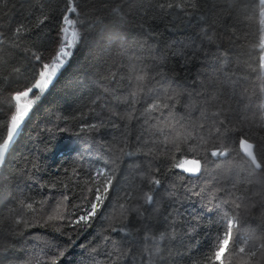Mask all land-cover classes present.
<instances>
[{
    "label": "snow or ice",
    "instance_id": "snow-or-ice-1",
    "mask_svg": "<svg viewBox=\"0 0 264 264\" xmlns=\"http://www.w3.org/2000/svg\"><path fill=\"white\" fill-rule=\"evenodd\" d=\"M45 2L39 0L34 5L31 15L39 12L40 16L35 17L31 27L20 23L14 30L8 29L11 35L0 31V48L7 46L17 50L27 60V64L11 67L9 75L23 76L26 73L30 77L23 82L15 81L19 86L13 89L8 76H0V84L7 83L8 90L12 92L7 107L0 105V209L7 208V215L0 211V216L15 225L31 227V223L24 218L25 213L41 218L46 215L44 225L53 227L60 235H67L71 244L74 242L73 233L81 235L104 217L105 211L112 206L110 194L128 171L127 168H120V164L126 157L139 158L138 154H142L149 163L146 167L133 166L136 173L134 179L140 180L147 191L133 181L123 180L128 187L120 197L123 203L117 205L119 215L111 218L109 235L102 238L106 244L113 246L112 250L104 252V264H166L160 245L167 242L171 224L169 217H165L157 207L162 185L159 168L152 167V162L161 158L176 161V154L180 153L184 158L173 163L172 167L191 176H200L207 172L209 158L219 163L222 159L228 160L235 151L250 187L261 189L260 193L253 195L259 196V202L264 206V136L252 134L249 130L252 118L247 116L246 111H251L250 107L241 111L233 108L227 99H221L225 96L235 99V89L240 87L241 80H245L237 76L228 64L222 63L231 59L221 51L224 39L236 37L235 27L250 10L254 11V6L259 8V16L264 23V0H258V5L256 0H211L213 7L206 13L207 19L205 15L198 14L209 0H147L146 10L137 6L143 5L144 0H60L62 7L51 15L45 11ZM9 3L10 0H0V11ZM97 3L100 7H93ZM89 8L91 12L86 11ZM217 9L221 12L216 17L212 16L211 13H216ZM150 11H155L159 19L173 15L197 18L207 27L197 37L199 43L192 41L174 46L175 50L169 49L166 55L162 53L159 57L130 55L117 72L109 70L104 77L109 87L103 88L101 94L91 101L90 112L95 114L93 122L80 124V133L93 137L91 143L86 141L87 151L92 155L96 149L94 163L99 166L90 168L85 178L80 164L84 157L78 158L71 169V178L78 182V193L69 184H62L60 187L63 190L57 196L52 191L57 189V183H50L40 185L50 191L39 201L26 197L17 202L15 192L6 195V186L19 175L10 165L23 128L63 75L74 51L90 36L98 37L108 48L118 47L125 55L137 50L145 51L129 37L146 34L157 38L160 35L147 23V12ZM224 15L226 20L219 19ZM84 17L90 18L86 20ZM228 21L234 26L231 32L227 28ZM46 22L50 25L49 32L54 33L51 50L46 48L41 52L26 47L25 41L30 39V34ZM258 47L264 53V36H261ZM147 50L151 51V48ZM170 59L175 60L186 74L193 63L203 66L189 85L197 90L188 92L178 82V74L169 76L158 70ZM3 63L0 60V64ZM207 68L213 71L209 73ZM251 71L260 81L259 89L253 91V96L259 101L256 108L259 113L258 127L264 130V54L259 55L257 68ZM121 72L124 75H120ZM228 86L233 89L231 93L227 92ZM182 95L195 96L199 101L191 105L193 111L199 112V122H184L174 116V109ZM133 122L140 125L139 133L133 134L134 142L126 131ZM95 137L101 139L97 141ZM225 139L232 145H238V150L225 144ZM190 142L196 146H190ZM213 179L215 185L211 188V196L218 201L214 207H228V211L223 212L216 234L210 236L208 253L194 264H226V254L231 264H261L264 260V238H257L254 234L244 235L238 226L242 219L240 210L247 212L256 205L248 203L246 195H237L239 189L235 183L230 188L216 186L220 181L215 177ZM9 204L16 206L8 207ZM129 214H132L131 218ZM14 234L22 235L19 232ZM92 251L97 250L93 248ZM21 254L13 245L0 243V264H16ZM64 256L65 249L54 245L44 251L42 257H29L27 264H60Z\"/></svg>",
    "mask_w": 264,
    "mask_h": 264
},
{
    "label": "trees",
    "instance_id": "trees-1",
    "mask_svg": "<svg viewBox=\"0 0 264 264\" xmlns=\"http://www.w3.org/2000/svg\"><path fill=\"white\" fill-rule=\"evenodd\" d=\"M38 2L39 0H10L8 7L0 11V31L11 35L8 29L14 30L20 23L29 24L31 27L35 22V17L40 16L39 12H36L35 16L31 15L35 10L34 5ZM256 3L258 5V0ZM137 6L146 10L147 0H144L143 5ZM60 7H62L60 0H46L45 2V11L49 15L58 11ZM93 7L99 8L100 5L97 3ZM212 7L213 4L209 0L203 4L198 15H205L207 19L206 13ZM91 10V8L86 9L88 12ZM220 12L221 10L217 9L216 13H211V15L216 17ZM156 16L155 11L147 12V23L160 34L157 38H150L146 34H134L129 37L131 41L146 49L143 52L137 50L125 55L118 47L108 48L98 37L91 36L87 42L78 46L63 75L51 87L23 128L22 135L15 145L13 162L10 165L19 172V175L16 180L6 186V195L8 192H15L17 202L26 197L39 201L50 191L48 188H41L40 185L50 183H57V189L52 190L57 196L63 190L60 187L62 184H69L77 193L80 191L76 186L78 182L71 178V169L78 158L84 157L80 164L84 169L82 176L85 178L90 168L99 166L94 163L97 159L96 149L93 150L92 155H89L87 151L86 141L91 143L93 137L87 133L81 134L80 124L93 122L95 114L90 112L91 101L101 94L103 88L109 87L108 81L104 80L109 70L117 72L118 67L123 65L127 56L130 55L159 57L162 53L166 55L169 49L175 50V47L181 44L192 41L199 43L197 37L201 34V30L207 27L206 23L197 18L173 15L159 19ZM89 18L84 17L86 20ZM219 19L226 20L227 16H220ZM49 27L50 25L46 22L39 30L30 34V39L25 41V46L33 50L39 49L41 52H44L46 48L50 51L54 44V33L49 32ZM227 28L229 32L233 31L234 26L231 21H228ZM235 31L236 37H225L224 39L221 51L226 52L231 59L222 61V63L228 64L229 68L235 70L237 76L244 77L246 82L245 80L239 82L240 87L235 89L237 93L235 99L227 96L221 99H227L233 108H239L241 111H246L250 107L252 110L246 111L247 116L252 118L249 130L252 134L264 136V130L258 127L259 113L256 112V108L259 101L256 96H253V91L259 89L260 81L251 71L257 68L258 57L261 55L258 46L263 29L259 8L254 6V11L250 10L247 13L242 22L235 27ZM148 48H151V51H148ZM0 60L5 62L0 64V76H8L13 89L19 86L15 81L23 82L25 79H30L26 73L23 76L9 75L11 67L27 64L23 53L5 46L0 48ZM202 68L200 63H193L189 65L186 74L175 60L170 59L165 61L162 69L158 70L169 76L178 74V82L187 88L188 92H193L197 89L189 85L196 79L197 72ZM206 70L209 73L213 71L211 68ZM120 75L124 73L121 72ZM232 90V87L228 86L227 92L231 93ZM11 94L7 83L0 84V105L7 107ZM198 103L195 96L182 95L180 103L174 109V116L177 120L184 122H199L197 119L199 112L193 111L191 107ZM137 107L139 108V105ZM99 111L100 109L97 108V112ZM133 124H129L126 129L130 138L140 131V125L135 122ZM62 129H68V131H61ZM100 139V137H95L97 141ZM224 143L238 150V145H232L229 140L225 139ZM190 146L195 147L196 145H191L190 142ZM138 156L139 158L133 159L126 157L120 164V168H127L128 171L124 173L122 182L116 184L115 190L110 194L112 206L105 211L104 217L95 221L92 227L83 231L81 235L77 236L73 233V243H69L67 235H60L54 231L53 227L44 225L46 215L41 218L39 215L33 217L30 213H25L24 218L32 226L24 227L15 225L14 222L4 218L7 215V208L0 209L4 213V216H0V221H2L0 232L3 233L0 236V243L5 246L13 245L18 250V254L22 253L16 264H27L29 257L32 256L42 257L43 252L54 245L65 249V256L60 264H104V252L112 250L113 246L106 244L102 238L109 235L108 227L111 218L119 215L117 205L123 203L120 197L128 187L123 180H130L144 187L140 180L134 179L136 173L133 166L146 167L149 161L143 158L142 154ZM183 158L184 156L180 153L176 154V161ZM176 161L161 158L152 162V167L160 170L159 179L162 185L159 189L157 207L165 217H169L171 224L167 242H161L160 245L166 264H194L197 259L203 258L204 254L208 253L210 236L216 234L223 212L228 211V207L220 209L214 207L218 203L211 196V188L215 185L214 177L220 181V184L216 186L230 188L232 183H235L239 189L237 195H246L247 202L256 205L247 212L240 210L242 219L238 226L244 235L254 234L257 238H264V206L259 202L260 197L253 195L260 193L261 189L250 187L248 177L243 172V164L236 159L235 151L228 160L222 159L219 163H214L209 158L207 172L200 176H191L183 173L181 169L172 167ZM33 164L36 165L35 168ZM65 169L68 170L67 174ZM210 181L212 183H209ZM144 190L147 191V188L144 187ZM169 192H172V195H169ZM15 206L16 204L8 205V207ZM129 215L131 218L132 214ZM17 232L22 235H15L14 233ZM117 240L119 242L118 237ZM93 248L97 251L93 252ZM225 261L226 264H231L227 254ZM261 264H264V260Z\"/></svg>",
    "mask_w": 264,
    "mask_h": 264
},
{
    "label": "rangeland",
    "instance_id": "rangeland-1",
    "mask_svg": "<svg viewBox=\"0 0 264 264\" xmlns=\"http://www.w3.org/2000/svg\"><path fill=\"white\" fill-rule=\"evenodd\" d=\"M261 26H262V29H263L262 36H264V23L261 22ZM261 54H264V53H261ZM226 174H228V172Z\"/></svg>",
    "mask_w": 264,
    "mask_h": 264
}]
</instances>
